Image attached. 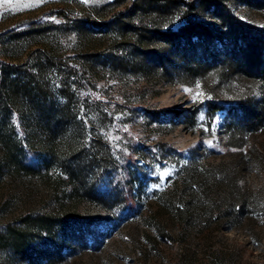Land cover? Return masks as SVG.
I'll use <instances>...</instances> for the list:
<instances>
[{
	"label": "rangeland",
	"instance_id": "374dc122",
	"mask_svg": "<svg viewBox=\"0 0 264 264\" xmlns=\"http://www.w3.org/2000/svg\"><path fill=\"white\" fill-rule=\"evenodd\" d=\"M208 1L215 16L206 15L203 27H191L177 16L169 31L175 49L195 73L230 64L252 77L223 80L206 70L195 82L180 83L139 70L112 73L102 63L109 55L129 56L134 40L97 24L127 0H0V59L20 62L34 48L65 56L99 92L119 103L115 123L103 133L116 154H128L127 140L138 144L134 157L145 174L135 181L136 211L119 219L100 203L56 188L55 174L12 176L0 169V264H37L36 253H22L18 241H44L47 235L35 219L45 215L97 218L109 230L96 247L90 241L71 249L69 243L62 250L47 246L48 264H173L179 258L184 264H264L263 167H249L238 177L249 199L247 212L240 219L214 222L205 236L179 228L161 199L181 168L228 160L232 148L225 144L224 128L246 121L243 151L251 145L264 149V0ZM242 90L248 99H241ZM196 93L203 95L193 101ZM144 107L173 108L180 115L148 122L133 111ZM162 144L182 155H165Z\"/></svg>",
	"mask_w": 264,
	"mask_h": 264
},
{
	"label": "trees",
	"instance_id": "16d2710c",
	"mask_svg": "<svg viewBox=\"0 0 264 264\" xmlns=\"http://www.w3.org/2000/svg\"><path fill=\"white\" fill-rule=\"evenodd\" d=\"M208 14L215 16L208 0H127L97 25L132 38L129 56L109 55L102 64L108 65L112 73L139 70L147 76L157 74L180 83L195 82L208 71L223 80L252 77L230 64L202 68L195 73L175 49L169 31L177 16L198 28L204 26ZM76 21L85 23L81 18ZM219 28H223L221 23ZM92 61L91 57L86 58L90 73L95 68ZM247 97V90H242L241 99ZM118 106L99 92L82 70L50 49L34 48L20 62L0 59V169L12 176L55 174V187H62L67 195L100 203L119 219L126 218L136 211L135 181L145 174L134 157L138 144L131 146L127 140L128 154H116L103 133L115 123ZM133 111L148 122L180 115L173 108L144 107ZM243 125L246 121L222 132L226 146L232 148L228 160L181 168L170 190L161 195L164 207L179 228L205 236L214 222L240 219L247 212L249 199L241 190L238 177L249 167L264 169V149L251 145L243 151L248 141ZM162 145L165 155H182L178 149ZM58 219L50 215L35 219L47 235L44 241H18L22 253H36L37 264H48L49 258L44 254L47 246L62 250L63 244L69 243L71 249L90 241L96 247L101 235L109 234L106 222L97 218ZM182 261L179 258L173 264H184Z\"/></svg>",
	"mask_w": 264,
	"mask_h": 264
},
{
	"label": "snow or ice",
	"instance_id": "6c2138e0",
	"mask_svg": "<svg viewBox=\"0 0 264 264\" xmlns=\"http://www.w3.org/2000/svg\"><path fill=\"white\" fill-rule=\"evenodd\" d=\"M40 2H43V0H40ZM82 2L85 3V4H87V3H89V0H82ZM197 87H199V84H197ZM185 91H190V90L189 89H185ZM202 95H203L202 93H196L192 97L193 101H195L197 99V97H200ZM200 119H203V116H201Z\"/></svg>",
	"mask_w": 264,
	"mask_h": 264
}]
</instances>
